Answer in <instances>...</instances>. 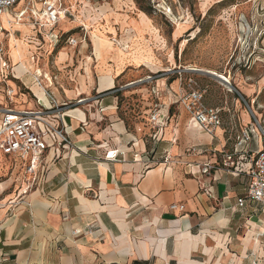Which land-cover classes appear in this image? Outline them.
<instances>
[{"label":"crops","instance_id":"obj_1","mask_svg":"<svg viewBox=\"0 0 264 264\" xmlns=\"http://www.w3.org/2000/svg\"><path fill=\"white\" fill-rule=\"evenodd\" d=\"M23 1L2 23L9 69L4 80L0 70V105L57 108L48 119L65 129L69 144L45 137L38 179L27 192L21 169L0 151V264H264V204H236L248 183L237 171L247 170L264 138L255 112L241 109L234 93L244 99L255 88L236 80L234 93L221 88L220 104L212 107L221 108L222 125L210 134L177 102L192 72L138 81L177 64L192 66L178 63L176 52L167 58L170 68L155 55L156 61L136 62L140 56L123 46L127 36L117 27L105 29L111 46H98V56L92 33L85 39L70 34L76 44L67 36L63 45L41 31L65 17L63 6L56 24L39 20L45 22L41 30L28 23L7 28ZM75 22L64 24L73 30ZM11 37L19 43V59L10 52ZM20 62L24 70H16ZM37 69L51 82L38 78ZM213 98L205 95L204 102ZM250 128L255 132L246 154L234 156L236 171H227L223 161L235 136ZM204 162L212 164L207 174L200 170Z\"/></svg>","mask_w":264,"mask_h":264},{"label":"rangeland","instance_id":"obj_2","mask_svg":"<svg viewBox=\"0 0 264 264\" xmlns=\"http://www.w3.org/2000/svg\"><path fill=\"white\" fill-rule=\"evenodd\" d=\"M34 1L37 5L33 6L30 0L31 5L37 11L42 9L43 0ZM23 2L29 3L28 0ZM60 3L68 13L55 27L41 30L44 20L35 23L31 19L26 23L34 25L36 30L48 31L59 37V42L66 46L64 41L68 35L77 33L85 39L88 38L86 33H92L97 56L98 46H111L105 37V29L117 27L118 35L127 36V44L123 43V46L131 55L140 56L136 62L156 61L155 55L164 69L170 68L167 58L174 51L178 63L193 67H178L177 64L173 70L156 71L152 74L155 78L166 72H176L178 76L184 75L181 70L192 72L190 76L206 89V97H214V101L208 103L210 106H219L218 97L223 94L221 88L226 90L228 87L234 93V80L241 86L255 88L249 97L237 89L245 101L234 94L240 100L241 109L249 111V106L264 129V85L259 86L264 78V0H76L71 5L68 0H60ZM6 13H12L11 7L0 15L2 23L7 19ZM13 20L9 21L7 28L13 29ZM74 20L76 25L70 30V25L65 24ZM10 39V52L15 59L21 58L20 49L16 46L19 43L14 37ZM22 44L27 46L28 42L23 40ZM117 50L122 53L121 49ZM198 67L221 73L230 84L223 85L206 72L190 69ZM16 70L24 69L18 66ZM148 75L150 73L143 78ZM236 122L238 125L237 119ZM229 124L230 120L224 118L223 125Z\"/></svg>","mask_w":264,"mask_h":264},{"label":"built area","instance_id":"obj_3","mask_svg":"<svg viewBox=\"0 0 264 264\" xmlns=\"http://www.w3.org/2000/svg\"><path fill=\"white\" fill-rule=\"evenodd\" d=\"M18 2L19 0H0V15L8 7L12 8ZM26 4L22 9L14 13V22L25 24L32 19L37 23L43 18L46 24L53 25L66 13L60 0H43L41 12L37 11L30 2ZM2 30L0 18V33ZM56 42H58V39ZM67 42L71 45L76 44L75 39L72 38H68ZM4 53L5 47L0 40V70L3 80L7 78L9 69ZM37 77L40 78L39 76ZM155 77V75L150 74L138 81H152ZM227 84H230L229 81ZM185 85L187 90L177 99V102L183 104L185 110L200 128L212 134L217 127L222 125L221 108L209 106L204 102L206 89L200 87L191 76L185 79ZM6 93L10 96L12 90H7ZM241 99L244 101L242 97ZM249 110L251 111L250 108ZM56 111L58 109L55 107L40 106L37 109L16 110L0 105V151L4 155L11 157L13 166H18L21 169L25 192L36 185L43 154L48 145L45 137L49 136L58 145L69 144L65 129L60 124L53 123L48 119V116ZM157 117L158 115L153 112L150 120L155 122ZM254 120L264 138V129L259 125L255 117ZM254 132L255 129L250 128L241 130L235 136L233 152L226 155L225 161H223V167L227 171H236L233 157L246 154L247 145ZM211 169L212 164L210 162L201 164L200 170L202 174L209 173ZM237 172H241L248 179L245 194L237 198V206L242 207L246 201L264 204V148L257 151L255 156L250 159V165L245 172L239 170ZM183 208L184 206L181 204L170 205L172 210L183 211Z\"/></svg>","mask_w":264,"mask_h":264},{"label":"bare ground","instance_id":"obj_4","mask_svg":"<svg viewBox=\"0 0 264 264\" xmlns=\"http://www.w3.org/2000/svg\"><path fill=\"white\" fill-rule=\"evenodd\" d=\"M21 2V0L19 1V3ZM18 3V4H19ZM13 20V19H12ZM13 24H16V25H23L22 23H20V22H14V20H13ZM61 24V23H60ZM95 44H96V42H95ZM97 45V44H96ZM19 66V69H24V66L22 65V64H20V65H18ZM17 69V68H16ZM191 70H196V71H203V72H206V73H208V74H210V75H212V76H214V77H216L219 81H221L222 82V84L224 85H226V86H228V84H227V82L229 81V79L227 78V77H225L224 75H221V73L219 74V73H217V72H215V71H213V70H209V69H202V68H190ZM46 72V71H45ZM45 72L44 73H42L41 72V70L40 69H37V70H35V74L37 75V76H39L40 78H42V79H44L45 81H50L51 82V78H50V76L48 75V74H45ZM32 78V77H31ZM34 86V85H33ZM33 86H31L32 88H33ZM49 87V86H48ZM36 88V87H35ZM40 88V87H39ZM50 88H52V87H50ZM40 90H42V89H40ZM41 92V91H40Z\"/></svg>","mask_w":264,"mask_h":264}]
</instances>
